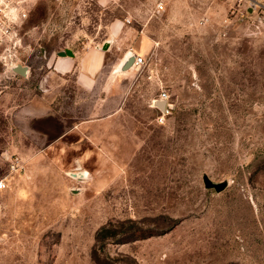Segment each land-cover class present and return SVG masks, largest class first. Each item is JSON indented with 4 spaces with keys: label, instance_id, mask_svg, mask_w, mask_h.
I'll return each mask as SVG.
<instances>
[{
    "label": "rangeland",
    "instance_id": "1",
    "mask_svg": "<svg viewBox=\"0 0 264 264\" xmlns=\"http://www.w3.org/2000/svg\"><path fill=\"white\" fill-rule=\"evenodd\" d=\"M11 1L27 17L15 54L0 45V264H97L94 249L104 264H264V10ZM91 46L107 48L93 88L48 72L50 57ZM127 51L144 64L103 91ZM163 89L175 108L159 125L151 101ZM100 95L112 104L91 116ZM38 97L55 100L62 121L45 103L32 111ZM55 121L62 136L39 125ZM205 174L228 186L206 188ZM109 223L120 235L97 243Z\"/></svg>",
    "mask_w": 264,
    "mask_h": 264
},
{
    "label": "crops",
    "instance_id": "2",
    "mask_svg": "<svg viewBox=\"0 0 264 264\" xmlns=\"http://www.w3.org/2000/svg\"><path fill=\"white\" fill-rule=\"evenodd\" d=\"M111 28H112V32H111L110 39L113 38L112 36L114 34L113 29L120 28V27L119 25H112ZM106 49L107 48H100V47L96 48V47L91 46V47H88V49L85 47L83 50H78V51L72 50L74 52L73 56H69V55L60 56L57 54V56L50 57L48 59L47 63H48V66L50 67V71L48 72H52L54 74L56 73L64 78L74 77L75 82L78 85V87L93 88L94 85H96L97 83L98 77L100 76V74L102 73V71L104 70L106 66V53H105ZM127 52L124 54L123 58H120V60L109 69L107 76L108 78L111 77V79L110 81L106 80V84L105 83L102 84L101 88L103 91L114 90L113 87L115 86V84L117 86L119 85V82L117 80L118 77L127 76L128 73H125V72H127L128 69L124 71L120 70V66L122 62L127 57ZM105 85L106 86L108 85V86L104 87ZM41 98L42 97H38V98L32 99L27 102V103H31L30 108L32 109V111H36L38 109V106L35 105V103H39V104L45 103L47 107V115L59 116L61 118L59 119L62 121L64 117L60 114L58 110H55V106H54L55 100L46 99L44 101V99H41ZM104 101L105 99L103 98V96L100 95L97 103H94L93 105V111L91 112V116L101 115L102 109L112 104V103H103ZM120 104L121 103H116V106L119 107ZM41 116L42 115H38V117H41ZM86 122L87 121L82 120L78 123L81 126L82 124ZM39 125L42 128H45L46 126H50L51 131L54 133H58L59 135L61 134L60 136H62V134L67 132L65 127L60 125V123L57 121L49 122V123L41 122ZM58 134L52 136V138L60 137Z\"/></svg>",
    "mask_w": 264,
    "mask_h": 264
},
{
    "label": "built area",
    "instance_id": "3",
    "mask_svg": "<svg viewBox=\"0 0 264 264\" xmlns=\"http://www.w3.org/2000/svg\"><path fill=\"white\" fill-rule=\"evenodd\" d=\"M11 0H0V45L5 47L7 54L5 59L11 58L21 44V23L26 19L27 13L24 8L17 1L14 3L8 2ZM244 1V0H240ZM14 4L10 6V4ZM251 3L257 9L264 10V0H251ZM159 8H163V4H159ZM144 64L143 57L135 56L133 65L141 66ZM163 103V108L159 104ZM173 100L168 90L163 89L159 92L158 96L151 101V107L156 110L155 121L159 125L167 122L168 118L173 114ZM6 186L3 180H0V189Z\"/></svg>",
    "mask_w": 264,
    "mask_h": 264
},
{
    "label": "trees",
    "instance_id": "4",
    "mask_svg": "<svg viewBox=\"0 0 264 264\" xmlns=\"http://www.w3.org/2000/svg\"><path fill=\"white\" fill-rule=\"evenodd\" d=\"M140 231V233H138ZM120 235V232L113 223H109L108 225L102 227L96 235V242L97 243H104L106 240H115L117 236ZM153 234L144 235V231L142 230H130L128 231L125 230V238H132V239H142L144 237H149ZM92 259L97 263V264H104V261H102L98 249H94L92 251Z\"/></svg>",
    "mask_w": 264,
    "mask_h": 264
},
{
    "label": "water",
    "instance_id": "5",
    "mask_svg": "<svg viewBox=\"0 0 264 264\" xmlns=\"http://www.w3.org/2000/svg\"><path fill=\"white\" fill-rule=\"evenodd\" d=\"M60 56H73L74 52L71 49H65L63 51H60L58 53ZM135 55H130L129 57H126V59L122 62L120 66V70L124 71L129 69L133 66ZM17 70L21 71L23 74H26L28 71L26 67H16ZM19 68V69H18ZM161 108H163V103L159 104ZM173 108H175V105L173 104ZM74 176H76V173H73ZM204 184L206 188H214L217 192L223 191L228 186V181H221V182H214L208 175H204L203 177Z\"/></svg>",
    "mask_w": 264,
    "mask_h": 264
},
{
    "label": "bare ground",
    "instance_id": "6",
    "mask_svg": "<svg viewBox=\"0 0 264 264\" xmlns=\"http://www.w3.org/2000/svg\"><path fill=\"white\" fill-rule=\"evenodd\" d=\"M130 55H133V54H132L131 52H128V53H127V57H129ZM80 174L82 175L81 172H80ZM80 174H79V175H80ZM83 174H84V173H83Z\"/></svg>",
    "mask_w": 264,
    "mask_h": 264
}]
</instances>
